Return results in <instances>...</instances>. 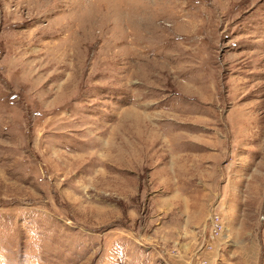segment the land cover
Returning a JSON list of instances; mask_svg holds the SVG:
<instances>
[{
  "label": "rangeland",
  "instance_id": "1",
  "mask_svg": "<svg viewBox=\"0 0 264 264\" xmlns=\"http://www.w3.org/2000/svg\"><path fill=\"white\" fill-rule=\"evenodd\" d=\"M264 264V0H0V264Z\"/></svg>",
  "mask_w": 264,
  "mask_h": 264
},
{
  "label": "built area",
  "instance_id": "2",
  "mask_svg": "<svg viewBox=\"0 0 264 264\" xmlns=\"http://www.w3.org/2000/svg\"><path fill=\"white\" fill-rule=\"evenodd\" d=\"M207 229V239L204 247L205 256H202V264H212V259H215L220 253L222 246V235L224 230V224L221 220V216L219 213L213 212L211 213L208 221Z\"/></svg>",
  "mask_w": 264,
  "mask_h": 264
}]
</instances>
